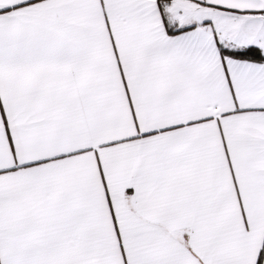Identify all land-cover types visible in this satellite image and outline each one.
<instances>
[{"label":"snow or ice","instance_id":"1","mask_svg":"<svg viewBox=\"0 0 264 264\" xmlns=\"http://www.w3.org/2000/svg\"><path fill=\"white\" fill-rule=\"evenodd\" d=\"M0 264H264V0H0Z\"/></svg>","mask_w":264,"mask_h":264}]
</instances>
